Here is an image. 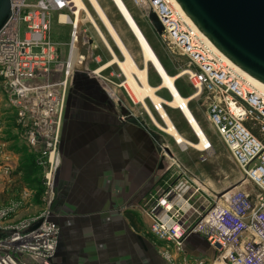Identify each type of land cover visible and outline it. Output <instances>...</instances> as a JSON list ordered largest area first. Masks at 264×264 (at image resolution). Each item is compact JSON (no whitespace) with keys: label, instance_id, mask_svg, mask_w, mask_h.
<instances>
[{"label":"built area","instance_id":"built-area-1","mask_svg":"<svg viewBox=\"0 0 264 264\" xmlns=\"http://www.w3.org/2000/svg\"><path fill=\"white\" fill-rule=\"evenodd\" d=\"M133 1L145 15L153 10L158 17L163 26L159 37L171 58L186 60L187 68L179 73L194 98L203 96L206 119L242 176L228 189L209 190L172 158L168 179L138 206L150 235L164 242L157 251L166 264H264V94L164 0ZM77 9L74 0H10L11 14L0 29V104L14 112L17 137L34 153L43 187L40 211L20 217L31 203L26 188L0 204V264H55L59 227L51 206L61 163L65 102L77 75L96 77L108 67H91L101 66V60L94 54L98 47L87 22L75 26L70 20L60 21V14L75 19ZM54 16L58 24L70 25L65 59L56 68L51 66ZM73 56L78 58L70 65ZM8 152L0 144V191L11 186L17 167ZM194 235L205 241L207 254L184 251V243Z\"/></svg>","mask_w":264,"mask_h":264},{"label":"rangeland","instance_id":"rangeland-1","mask_svg":"<svg viewBox=\"0 0 264 264\" xmlns=\"http://www.w3.org/2000/svg\"><path fill=\"white\" fill-rule=\"evenodd\" d=\"M83 1L85 2L97 25L102 30L108 42L110 43L116 56L119 59H122L121 54L118 52L112 39L108 36L101 22L96 17L95 12L91 8L90 4L87 2V0ZM122 1L127 7L129 13L132 15L139 29L145 36L150 47L158 57L164 70L168 74H175L177 72L179 73L181 69L187 68V62L184 58L176 55H173V58H171L172 55L169 54L168 51H166L162 39L153 30L151 24L147 19V15H145L144 13V10L135 5L133 0ZM98 2L116 28L118 34L122 38L129 52L132 54L136 63L139 65V67H142L143 62L139 47V41L128 26L123 16L118 11L114 2L112 0H98ZM165 2H167L169 6H171L177 12L183 22L190 26V24L184 18L182 11L178 9V7L172 0H165ZM78 21V25H81L83 22H87L85 26L91 33L93 41L95 42V44H97L98 47L94 54L100 56L101 62L99 65H102L110 60L112 56H110V54L107 52L106 48L98 38L94 26L92 25V27L89 24L91 23V21H89L86 14L84 13L83 16H80L79 13ZM19 35H23V26H21L20 28ZM69 36L70 25L58 24L54 16L50 28V39L55 47V55L51 65L53 68H56L58 65H62V62L65 59L66 55L67 44L69 43ZM212 50L215 51L213 48ZM74 54H76L75 51ZM77 58L78 57L73 56V59L71 57V60L76 61ZM225 61L229 63L239 74H241V76L246 81L256 87L261 94H264L263 84L253 79L251 76H248V74H246L238 66L234 65V63L232 64L227 60ZM91 67L95 69L94 65H91ZM94 78L100 84V88L104 91L107 98L112 102L114 107L113 110L115 111L116 116L119 117V120L120 118H128L126 125H122L126 126V130H130L133 133L134 137L138 135L137 133H139L140 135L141 132L146 133V130L149 131V149L153 154L156 155L154 156L156 159L153 157V155L150 156L149 163L147 164L146 169L147 172H145L146 174H143V178L134 173L133 184L137 185V187L134 186V191L132 192V207L134 209L138 210L137 206L145 198H147L157 186L163 185L164 182L168 179V176L171 172L169 169V163L172 161V158H174L177 163L185 166L200 180L204 181L206 187L209 190L212 189L220 191L228 189L241 180L242 176L240 168L237 166V164L231 157V154L228 151L227 147L224 145L220 137L217 135L215 130L211 127L206 119L205 104L202 95L189 101L190 103H188V107L191 109L197 122L212 144V150L210 152H199L194 150L190 146L182 149L178 144H176L174 140L154 122L155 119L156 122H158L161 126L164 125L159 117V114L153 108L150 100L146 98L145 103L154 119L151 118L152 116L142 103L135 101L134 98V100L132 99L133 96L131 97V93H129L127 87L125 88L123 84L125 78L116 64L113 63L112 65H109L106 69L99 73V76H96ZM148 81L151 85H157L158 83H160L158 73L152 63L148 64ZM176 87L177 89H180V91L182 92V94H180L182 96H187L192 93V88L189 86L185 76L180 77L176 81ZM157 95H159L163 99H170V93L166 89H161L157 92ZM165 110L171 116L170 118L178 131L187 139L195 142L197 136L193 134L191 127L188 125L183 114L181 113L182 111L180 109H171L169 106H165ZM130 119L132 120V122H130ZM130 126H132V128L129 129ZM68 129H74L72 123L69 125V128L67 125L65 131H68ZM118 129L119 128L117 127V130ZM123 131H125V129ZM65 133L66 132H64V134ZM64 134H62V139L67 140L68 134ZM0 144H4L5 148L9 151L8 154H10L17 162V167L11 176V186L5 188L3 191H0V204L8 200L9 198L16 197L17 193L20 192L21 189L26 188L31 191V203L22 212L20 217H24L34 212L40 211L42 208V191L39 189L41 187V169L37 165L39 167V171H36L37 173L35 175V178H37L36 180H38L39 182L37 181L35 183H29L33 177L25 181L24 178H22V173L18 172V166L24 155L33 156L35 159L36 157L34 153H32L24 144L19 141L15 130L14 112L4 103L0 104ZM163 147H168L170 152L172 153V156L163 151ZM61 153L63 161V159H66L67 155L63 153V150L61 151ZM151 159H153V161H151ZM100 221L101 220L98 218L93 220V222H96V224L100 223ZM87 223L88 222L85 220H78L77 226L81 229H85V227L89 226ZM196 245L199 244H196L194 242V247H196Z\"/></svg>","mask_w":264,"mask_h":264},{"label":"crops","instance_id":"crops-1","mask_svg":"<svg viewBox=\"0 0 264 264\" xmlns=\"http://www.w3.org/2000/svg\"><path fill=\"white\" fill-rule=\"evenodd\" d=\"M86 16L92 23L90 16L87 14ZM98 38L110 56H113L99 35ZM112 64H106L105 67ZM100 67H95V71L96 68L101 70ZM158 76L161 81V76L159 74ZM178 79L174 82L178 92L177 96L179 99L188 98L186 106L195 124L200 128V133L195 130L180 107L169 106L171 109L182 111L181 113L193 134L197 136L195 142L191 141L176 128L185 142L179 143L171 138L182 149L190 146L199 152H210L212 144L188 107L189 101L193 100L190 99L191 94L187 96L180 94L176 87ZM161 89L169 91L170 99L174 97L169 89L164 87ZM163 109L165 110V106ZM167 115L169 118L171 117L168 113ZM82 122L81 120L68 121V128L72 123L74 129L66 131L68 139H64L62 150L67 157L62 161L61 153V163L55 177L54 200L51 208L59 227V237L54 263L166 264L157 251L159 246L164 245V242L150 235L147 229V219L139 210L132 207V192L134 186L137 187L136 184H133L134 173L143 178V174L147 172L150 156H156L149 149V131L141 132L140 135L137 133L138 135L134 137L130 130H126V126H120L118 130L108 134L110 137L108 148L105 146L98 148L91 145L92 134L83 132V126L85 127L87 124ZM124 129L125 131H123ZM201 141L206 144L203 149L196 147V144ZM131 213L136 215L141 224L138 226L137 223V228L132 225L128 217V214ZM96 218L101 220L100 223L93 222ZM78 220L87 221L89 226L85 229L79 228ZM194 242L199 245L194 247ZM184 251L192 256L208 253L205 241L197 235L191 236L184 243Z\"/></svg>","mask_w":264,"mask_h":264},{"label":"water","instance_id":"water-1","mask_svg":"<svg viewBox=\"0 0 264 264\" xmlns=\"http://www.w3.org/2000/svg\"><path fill=\"white\" fill-rule=\"evenodd\" d=\"M176 1L224 56L264 84V0ZM10 14V0H0V29ZM147 19L155 33L161 35L163 26L153 10L148 11ZM88 79L97 83L94 77ZM96 89L105 94L97 84ZM63 144L61 138L60 153ZM163 150L172 156L168 147Z\"/></svg>","mask_w":264,"mask_h":264},{"label":"bare ground","instance_id":"bare-ground-1","mask_svg":"<svg viewBox=\"0 0 264 264\" xmlns=\"http://www.w3.org/2000/svg\"><path fill=\"white\" fill-rule=\"evenodd\" d=\"M74 1L78 7L77 13L75 15V19L71 18V17H67L65 14H60L59 15L60 21L70 20L71 23H73L75 26H78V18H79L80 11H82L83 13L90 16V18L92 20V25L94 26L97 34L99 35L101 40L107 45L108 50H110V52H112V54H113L112 59L110 61H108L106 64L108 65L110 63H114L117 65V67L119 68V70L121 71L122 75L125 78V80L123 81L124 82L123 84H124L125 88L127 87V90L129 91V93H131L130 94L131 97L133 96L132 99L134 98L135 101L142 103L148 111H149V109L145 103V99L146 98L149 99L150 102L157 107V113L159 114V117L162 120V122L164 123V125L161 126L158 122H156V120L154 119V117L151 115V113L149 111L150 115L152 116L151 118H153L154 122L164 132H166L170 137H172L175 141H177L179 143L185 142L183 140L182 136L178 133L173 122L171 121V119L169 118V116L167 115L165 110L163 109V106H166V105L174 107V108L180 107L184 111L186 116L189 118L191 123L193 124L195 130L198 133H200V128L195 124V121L193 120V118L190 115L188 108L186 106L188 98L179 99L177 96L178 92L175 89L174 82L179 77H182V73L177 72L175 74L170 75L164 70L161 62L159 61L158 57L154 53L153 49L150 47L148 41L146 40L145 36L143 35L141 30L139 29V27L136 24L135 20L133 19L132 15L129 13L124 2L122 0H112L114 2L115 6L117 7L118 11L120 12V14L123 16V18L127 22L130 29L134 33V35L137 37V40L139 41V47H140V52H141L142 62H143L142 67H139V65L136 63L132 54L129 52V50L126 47V45L124 44L123 40L120 38L117 30L114 28V26L110 22L109 18L107 17L104 9L102 8V6L98 2V0H87V2L90 4L91 8L95 12L96 17L101 22V24L104 27V29L106 30V33L108 34V36L112 39V41L115 44L118 52L121 54L122 59H119L116 56V54L112 51V49L110 47L111 46L110 43L108 42L104 33L102 32V30L99 28L96 21L92 17V15H91L89 9L87 8L85 2L83 0H74ZM172 1L178 7V9L182 11L184 18L190 24L191 28H193L195 30V32L204 41H206V43L210 47H212L218 54H220L225 60H227L233 64V62L230 61L226 56H224L208 40V38L195 26V24L190 20V18L186 15V13L180 7L178 2L176 0H172ZM69 62H70V65L74 64L72 62V60ZM149 63H152V65L156 69L157 73L162 78L160 83L157 85H151L148 81V64ZM106 64H104L102 67L99 66L100 69L105 67ZM97 68H96V71H98ZM248 76H250V75L248 74ZM253 79H255V78H253ZM255 80H257V79H255ZM257 81L260 82L259 80H257ZM260 83L263 84L262 82H260ZM163 87L170 90V92L174 96L172 99L164 100L159 95H157V91ZM190 97H191L190 99H194V95L192 96V93H191ZM205 146H206V144L203 141L196 144V147L199 149H203Z\"/></svg>","mask_w":264,"mask_h":264},{"label":"flooded vegetation","instance_id":"flooded-vegetation-1","mask_svg":"<svg viewBox=\"0 0 264 264\" xmlns=\"http://www.w3.org/2000/svg\"><path fill=\"white\" fill-rule=\"evenodd\" d=\"M96 84L100 87L98 82L90 81L83 74L77 75L72 81L65 102L61 138L62 134L66 132L69 120H81L87 124L85 127L83 126V132L92 134L91 145L108 148V139H110L108 134L113 132L116 127L126 125L128 118L119 120L113 110L112 102L105 94L96 89ZM130 122H132L131 119Z\"/></svg>","mask_w":264,"mask_h":264},{"label":"trees","instance_id":"trees-1","mask_svg":"<svg viewBox=\"0 0 264 264\" xmlns=\"http://www.w3.org/2000/svg\"><path fill=\"white\" fill-rule=\"evenodd\" d=\"M179 91H180V89H179ZM180 93L182 94L181 91H180ZM36 171H39V167L37 166L36 159L33 156L24 155L20 161L19 166H18V172L22 173V178H24V180L26 181V180L30 179L31 177H33L29 183H35L38 181V180H36L37 178H35V175L37 173ZM40 183H41V180H40ZM39 189L41 191L43 190L42 183H41V187ZM128 217L130 218V221L135 228H137L138 226L141 225L140 222H138L136 215L134 213L128 214ZM137 223L139 224L138 226H137Z\"/></svg>","mask_w":264,"mask_h":264}]
</instances>
